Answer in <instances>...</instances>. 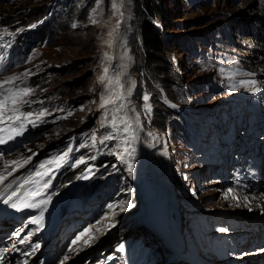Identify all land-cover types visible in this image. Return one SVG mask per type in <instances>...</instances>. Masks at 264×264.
<instances>
[{"label": "rangeland", "instance_id": "1", "mask_svg": "<svg viewBox=\"0 0 264 264\" xmlns=\"http://www.w3.org/2000/svg\"><path fill=\"white\" fill-rule=\"evenodd\" d=\"M111 1L0 0V82L10 76L25 81L17 84L31 94L23 97L27 103L20 111L33 113L29 120L35 123L24 120V131L16 135L19 122H0V177L15 167L5 164L28 160L16 170L17 193L30 182L11 201H23L20 210L6 204L0 219L7 216L10 237L20 242L40 225L32 221L60 214L54 215L51 228L58 218L60 224L49 247L32 253L34 264L45 255L46 264H174L165 262L146 218L117 229L108 222L112 214L125 215L138 206L137 189L113 155L117 138L101 142L113 128L92 113L104 96L93 69L104 29L89 24L88 16L101 3L108 17ZM122 2V33L130 39L135 62L133 104L142 120V129L134 132L141 146L162 140L151 158L166 183L173 180L188 235L214 264H264V187L256 191L239 171L250 170V148L264 126V0H161L163 59L173 69L166 78L145 60L137 64L135 3ZM129 87L126 83L124 90ZM126 116L134 123L133 111ZM134 164L143 166L136 158ZM239 190H245L240 203L233 199ZM43 200L49 202L41 205ZM84 229L87 235L72 244Z\"/></svg>", "mask_w": 264, "mask_h": 264}, {"label": "bare ground", "instance_id": "2", "mask_svg": "<svg viewBox=\"0 0 264 264\" xmlns=\"http://www.w3.org/2000/svg\"><path fill=\"white\" fill-rule=\"evenodd\" d=\"M122 3V0H112L108 8V17L106 18L104 17L103 5L98 3L88 16L89 24L104 29L98 41L101 49V56L98 62L93 66L96 73L97 90L101 96L104 95L108 97L110 95L108 90H110L111 93L119 92L121 95L120 100H116L114 104H106L104 108L100 107V102L97 103L92 108V113L98 117V122H100L101 125L103 122V124L107 126H112V117L114 114L118 117L116 124L121 131L120 134L116 136L118 146L113 155L117 158L118 164H121L125 168L127 176L134 183L138 197V206L133 211L125 215L114 213L108 218V222L111 228L117 229L129 220L146 218V220H148L149 230L156 233V231H161L163 227L172 225L175 215H179L180 212L176 205V198L174 197L175 185L173 180L166 183L167 179H164L158 174V167L151 158V153L162 143V140L160 138H155L152 143L141 146L138 135L135 134V139H132L135 128L138 127L142 129V120L140 113L133 104V97L137 91V82L134 75L135 62L132 55L130 39L122 33V23L126 21L125 15L121 11ZM114 4L116 8L113 7ZM114 17H117V19L114 20ZM105 68L108 69L107 74L104 72ZM101 76H105L103 82L100 80ZM117 78L119 79V86L115 84ZM109 81H113V83L109 84ZM126 83L130 85L128 90H124ZM121 103L124 104L125 107L117 111V106ZM130 111L134 112V123L132 124L126 116ZM122 119H127L132 125V130L127 134L122 131L124 127ZM126 140H130L131 142L125 143ZM126 154H128V157L125 156ZM135 158L143 162V166H140V169L138 168L139 166L134 164ZM129 164L132 166L131 172H129L128 169ZM143 167L146 169L145 172L142 170ZM21 171H23V169H21L20 172ZM260 175L263 174L261 173ZM18 176V173H15L8 181L0 186V195L4 193H8V196L13 193L16 194L18 187L15 189V183L18 180ZM244 192L245 190H239L237 195L234 194V197H236V199H234L235 202L240 203L241 200H244ZM235 202L233 201V203ZM0 207H2V205H0ZM153 221L162 222L163 226H158L159 223L153 225ZM156 227H158V229ZM160 250H158V252ZM165 254L167 259L169 254L168 252H165ZM260 257H264V254Z\"/></svg>", "mask_w": 264, "mask_h": 264}, {"label": "snow or ice", "instance_id": "3", "mask_svg": "<svg viewBox=\"0 0 264 264\" xmlns=\"http://www.w3.org/2000/svg\"><path fill=\"white\" fill-rule=\"evenodd\" d=\"M114 8H116V5H113ZM105 74H107L108 69L105 68L104 69ZM23 76H27L28 73H24L22 74ZM101 82H103L105 80V76H101L100 77ZM17 81L20 82V84H24L25 81L21 79V77L18 76H10L8 77L6 80H4L3 82H0V89H3V97L2 99H0V122H3L5 118H7L8 121H12L14 126H16V122L18 123V126L16 127V135H20L25 128V124L23 123L24 120H28L30 123L33 124V126H35V123L30 121L29 118L33 115V113L29 112V113H21L20 111V105L22 103H27V101H25L23 99V97H26L28 95L31 94V89L28 87H20L19 84H17ZM113 81H109V84H112ZM246 83H250V84H254V81H249ZM115 84L117 86H119V79L117 78V80L115 81ZM110 92V95L108 97H101V102H100V107L104 108L106 104H114L116 100H120L121 99V95L119 92L116 93H111L110 90H108ZM149 97L147 95H145L143 97V100L145 101V111H150L149 106L147 105V101H148ZM125 107L124 104H120L117 106V111L122 110ZM5 108H9L8 112H4L3 109ZM107 115V114H106ZM44 116V110H42L39 114H37V118L39 119L40 117ZM118 119V117L114 114L112 117V128H113V134L112 135H105L103 137V140L101 141L103 143L104 140H110V139H114L116 138L117 135L120 134V129L118 128L117 124H116V120ZM122 123L124 125L123 127V133L127 134L130 132V130H132V125L129 123V121L127 119H122ZM137 123H138V117H137ZM102 126H104L103 122H102ZM9 139H12L11 136H9ZM95 139V136H93V140ZM132 139H135V132L133 131L132 134ZM130 140H126L125 143H130ZM0 143H4L3 140H0ZM68 152H71V149L68 150ZM68 153H65L64 155L60 156V161L64 160V156L67 155ZM81 163H83V160L80 161ZM25 163H28V160H25L23 163L19 162V161H11L8 164H5V168H7L9 166V164L11 165H15V167H13L12 171H16L17 168L19 167H23ZM45 165L41 164L40 168H44ZM128 169L129 172H131L132 170V166L131 164L128 165ZM89 171H91V169H89ZM9 175H11V172L8 173ZM37 175H40V173L38 172ZM7 179V176L4 177H0V183H2L4 180ZM45 186H47V184H45ZM15 195V193H13L12 195L8 196V198L4 201V203L9 204L10 207L16 209L17 211L20 210V204L23 203V201H20L19 203L16 202H11L12 201V197ZM233 199H236V197H233ZM11 202V203H10ZM49 201L48 200H43L40 202L41 205H46ZM26 207H33V206H37V205H25ZM129 208L132 207L131 204L127 205ZM111 207V205L109 206ZM123 210V209H121ZM33 223H37L39 224V220H34L32 221ZM88 229H84L82 232H80L75 239L72 241V244H76L79 240H81L82 237H84L85 235H87L88 233ZM220 231H224V229H220ZM92 239L91 236L88 237L87 240L84 241L86 246H89V241ZM71 250V249H69ZM121 251H123V247H121L120 249ZM68 257H64V260H67ZM61 264H64V261H61Z\"/></svg>", "mask_w": 264, "mask_h": 264}, {"label": "trees", "instance_id": "4", "mask_svg": "<svg viewBox=\"0 0 264 264\" xmlns=\"http://www.w3.org/2000/svg\"><path fill=\"white\" fill-rule=\"evenodd\" d=\"M137 26L140 35L141 47H136L135 57L137 64L145 60L151 67H157L158 74L166 78L173 71L172 64L163 59L167 56L163 37L159 26L162 21L161 0H134ZM134 45V44H133ZM144 56L143 59L141 56ZM140 67L143 65H139ZM141 72V71H140ZM164 128L163 125H154ZM27 187V185H26ZM25 187V188H26Z\"/></svg>", "mask_w": 264, "mask_h": 264}]
</instances>
